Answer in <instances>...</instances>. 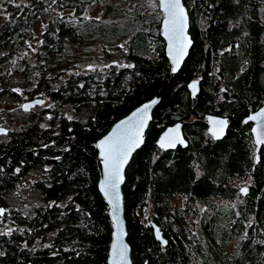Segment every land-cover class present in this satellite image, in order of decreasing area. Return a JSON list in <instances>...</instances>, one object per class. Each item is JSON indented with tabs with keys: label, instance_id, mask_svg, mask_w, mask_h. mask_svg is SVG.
Instances as JSON below:
<instances>
[{
	"label": "trees",
	"instance_id": "16d2710c",
	"mask_svg": "<svg viewBox=\"0 0 264 264\" xmlns=\"http://www.w3.org/2000/svg\"><path fill=\"white\" fill-rule=\"evenodd\" d=\"M183 2L193 44L172 73L158 0H0V89L72 113L56 121L53 143L35 119L0 143V166H8L0 167V206L9 209L0 215V264H108L112 222L94 145L158 91L122 186L131 260L264 264V145L256 161L244 123L264 103V0ZM208 114L228 119L221 139L208 133ZM177 121L187 145L160 148V133ZM22 162L50 168L30 185L37 196L9 199L17 187L10 172Z\"/></svg>",
	"mask_w": 264,
	"mask_h": 264
},
{
	"label": "water",
	"instance_id": "95a60500",
	"mask_svg": "<svg viewBox=\"0 0 264 264\" xmlns=\"http://www.w3.org/2000/svg\"><path fill=\"white\" fill-rule=\"evenodd\" d=\"M159 3V8L162 11V20H161V26L159 28H161V36L163 37L164 41H165V51H166V56H168V59L171 63V72H172V67H173V58L176 57L177 55V50L175 47V44L173 42V45L170 49V41L168 36L165 34L166 33V29H165V21L166 18L168 16L167 12L165 11L161 0H158ZM181 6L184 9V15L186 16V21L184 24V36L186 37L185 39V48H184V53L182 54L180 59H179V68L181 67V64L184 63L185 59L188 56V52H190V49L192 47L193 44V40L190 33H189V27L190 26V16L188 14V9L185 5V3L183 2V0H180ZM190 41V43H189ZM171 52V54H170ZM178 68V69H179ZM173 73V72H172ZM193 82H196V92L197 89H199V85H198V81L197 80H193L189 83V88L190 91L193 92V89L190 87V85L193 84ZM195 92V93H196ZM153 100H156L157 103L152 104L151 102ZM161 100V92L158 91V93L144 101V103H141L139 105H137L132 111H130L127 115L117 119L116 122L113 123V125L110 127V129L107 131V133L105 135H103L102 137H100L96 142L95 145L100 143L101 140H104L105 138H109L111 137L112 140L115 142L116 147L118 150H128L130 149V151H128V155L127 158L125 160V162H123L120 165L119 168V178L118 179H114L110 173L113 171L111 164H109L108 166H106L105 163V156L107 155V151H106V147H105V155L101 154V148H97L98 150V157H97V172H99V179H98V188L101 192V194L103 195L102 197L105 198V200L107 201L108 205H109V216L112 222V233H111V243H110V247L109 251H108V257H107V262L108 264H134L132 259V255H131V247H130V243L128 241V230H127V222H125L126 218H125V207H124V196H123V182H125V178H126V170L127 166L129 164V162L131 161L133 155L135 154V152L140 149L143 145V143L145 142V132L148 129L150 122L152 120L151 117H153V112L155 110V108L157 107V104H159ZM37 101H41L42 103H37ZM44 99L43 98H35L32 100L25 101L22 104V109L24 111H26L24 109V105H30V107L28 108V110L32 109L33 107L37 106V105H41L43 104ZM151 105L150 108L147 109V113L146 115H144V119H143V123L142 125L140 124V117H141V113L138 112L139 109H142L144 105ZM27 110V111H28ZM136 114L135 116L133 114ZM256 117L254 120L253 119H249V117ZM131 117V120L129 119ZM252 120L254 122L253 127V134L255 137V142H256V149H255V156H256V160H258L259 158V149L261 147V145H264V142H259L258 141H264V103L263 105L257 109L256 111L249 113V115L246 117L245 121H250ZM220 121H226V124H222L220 123ZM126 122V123H124ZM206 122L208 125L207 131L208 133L214 138V139H221L222 137H224V135L226 134L227 131V127H228V119L224 116H220V115H215V114H208L206 115ZM117 125H119L120 127L118 128ZM0 129H3L2 132H0V134H3L7 131V129L5 127L0 126ZM183 121H177L174 124H171L169 126H167L165 129H163V131L160 133L158 139H157V145H159L160 148L162 149H174L177 145H183L186 146L187 142L186 139L184 137L183 134ZM161 141L164 142L165 146L161 147ZM170 141H174V146L172 147H168V143ZM179 141H183L182 143H180ZM115 182V188H111L109 187V185L111 183ZM106 192L108 193L106 195ZM110 201H112L110 203ZM114 206H116V211H113ZM0 209H3V213H5V207L4 206H0ZM3 215V214H2ZM115 217V219H114ZM152 227L154 228V235L157 238L156 235V231L157 229H159V233H160V238L158 239L161 243L162 246L165 245L167 243V240L164 238L162 230L160 229V227L158 226V224H156L155 222L152 221ZM166 241V243H164ZM116 245V249H113V245ZM121 245L126 247V253L124 258L120 257L119 254V250ZM29 264V263H27Z\"/></svg>",
	"mask_w": 264,
	"mask_h": 264
},
{
	"label": "flooded vegetation",
	"instance_id": "af4514ba",
	"mask_svg": "<svg viewBox=\"0 0 264 264\" xmlns=\"http://www.w3.org/2000/svg\"><path fill=\"white\" fill-rule=\"evenodd\" d=\"M113 62H115L116 64L118 63L117 60H113ZM20 70L23 71L22 69H20ZM20 70L18 71V75H21L22 73H24V72H20ZM13 90L16 91L17 93H20L19 96H17V98H19L20 101L14 99L13 97L8 96L6 93L3 92L2 89H0V97L2 99H6L7 101L11 102L12 104H15V106H16V108H13L10 110L11 112L6 113L4 117H3V115H1V117H0V126L5 127L7 129V131L5 133L0 134V143H3V142L7 143V142L13 141L15 138H17L16 136L18 134L22 133L23 131H27L29 128H31L32 125L34 124L33 122H35V120H38L37 123H39V126H40L39 129L42 132H45L47 129L49 131L53 132V134L51 136V137H53L51 143H53L55 135L58 133V130H59L57 128V125L60 124V122L57 123L56 121L58 119H60V117H62V116H67V118L71 117V114H72L71 109H68V106L63 105L60 108H58L59 113H57V111L54 109L55 106L53 105L52 101L50 99L45 98L43 104L37 105L28 111H24L22 109V104L25 101H28L29 98L25 99V100L23 98H21L23 93H24L23 89L15 87ZM35 98H40V97H35ZM35 98H31L29 100H32ZM254 111H256V110H253L250 113H252ZM248 115H249V113H248ZM32 119H35V120L32 121ZM244 123L248 124L247 127L252 132L253 136H251L252 138H250V139L254 145V150H253V152H254L256 149V143H255V138H254V134H253V127H252L254 125V122L252 120H250V121L244 120ZM42 132L39 131L38 135H41ZM65 137H66L65 138L66 141H68V143H69L71 141L70 138L69 137L67 138V136H65ZM255 154L256 153L254 152V158L256 160ZM8 161H10V160H8ZM6 166H7V164L6 165L4 164V165H1L0 167L2 170H7L8 166L7 167ZM13 167H14V169L10 172V175H12V179H13V181L17 187H15L12 190V192L10 194H8L7 197L9 199H13V200L16 199L17 200V194H19V195L22 194V195H26V196H34V197L37 196V191L34 188H32L30 185L42 180V178L46 179L44 176V174H45L44 172L46 169L50 168V166L48 165V167H44L42 169L40 167H36L33 165L26 166L22 162L21 166L15 165ZM17 169H19V171H17ZM7 203L9 205H11L10 202H7ZM5 208H6V210H9L6 206H5ZM3 227H5L7 229L6 232L8 234L11 226L4 225Z\"/></svg>",
	"mask_w": 264,
	"mask_h": 264
},
{
	"label": "snow or ice",
	"instance_id": "6c2138e0",
	"mask_svg": "<svg viewBox=\"0 0 264 264\" xmlns=\"http://www.w3.org/2000/svg\"><path fill=\"white\" fill-rule=\"evenodd\" d=\"M162 5L165 9V11L167 12L168 16L166 18L165 21V29H166V35L169 38L170 41V49L173 45V42L175 44L176 50H177V55L176 57L173 58V67H172V72L175 73L178 68H179V59L181 57L182 54L184 53V48H185V39L186 37L184 36V24L186 21V16L184 15V9L181 6L180 0H161ZM17 7H19V5H17ZM190 43V41H189ZM171 54V52H170ZM127 67H132V65H127ZM190 87L193 89V95H195L196 92V82H193L192 85H190ZM18 91V90H17ZM37 103H42L41 101H37ZM152 104L157 103L156 100H153L151 102ZM24 109L27 111L28 108L30 107V105H24L23 106ZM151 105H144L142 109H139L138 112H140L142 115L140 117V124L142 125L143 123V119H144V115H146L147 113V109L150 108ZM134 116L136 115L135 113L133 114ZM256 117H249V119H255ZM69 119H71V117H69ZM131 120V117L129 118ZM126 123V122H124ZM220 123L222 124H226V121H220ZM117 127L119 128L120 126L117 125ZM3 129H0V132H2ZM180 143H182L183 141H179ZM259 142H264V141H258ZM174 141H170L168 143V147H172L174 146ZM165 144L163 141H161V147H164ZM97 148H101V154L105 155V147H106V151H107V155L105 156V163L106 166H108L109 164H111V167L113 169V171L110 173V175L114 178V179H118L119 178V168L120 165L125 162L127 155H128V151H130V149L128 150H118L116 147L115 142L112 140L111 137L109 138H105L104 140H101L99 144L96 145ZM17 171H19V169H17ZM115 182L111 183L109 185V187L111 188H115ZM242 193H246L247 189L246 188H242L241 189ZM108 193L106 192V195ZM112 201H110L111 203ZM116 206H114L113 211L115 212ZM3 209H0V215L3 214ZM115 219V217H114ZM11 232V229L9 230V233ZM0 234H5V233H0ZM156 235L157 238H160V233H159V229H157L156 231ZM166 243V241L164 242ZM113 249H116V245H113ZM126 253V247L121 245L120 250H119V254L121 258H124ZM0 255H2V253H0Z\"/></svg>",
	"mask_w": 264,
	"mask_h": 264
},
{
	"label": "rangeland",
	"instance_id": "374dc122",
	"mask_svg": "<svg viewBox=\"0 0 264 264\" xmlns=\"http://www.w3.org/2000/svg\"><path fill=\"white\" fill-rule=\"evenodd\" d=\"M100 12H101V8L99 6H94L90 10L89 14L91 16L97 17L100 15ZM36 27H37V32H39V28H40L39 25L37 24ZM13 108H16L15 104H12L11 102L7 101L6 99H2L0 97V117H1V115H3V117H4L5 114L8 112H11L10 110Z\"/></svg>",
	"mask_w": 264,
	"mask_h": 264
},
{
	"label": "bare ground",
	"instance_id": "6f19581e",
	"mask_svg": "<svg viewBox=\"0 0 264 264\" xmlns=\"http://www.w3.org/2000/svg\"><path fill=\"white\" fill-rule=\"evenodd\" d=\"M255 138V137H254ZM256 143V142H255Z\"/></svg>",
	"mask_w": 264,
	"mask_h": 264
}]
</instances>
